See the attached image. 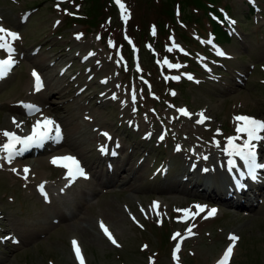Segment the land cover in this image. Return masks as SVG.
Masks as SVG:
<instances>
[{
	"label": "rangeland",
	"instance_id": "374dc122",
	"mask_svg": "<svg viewBox=\"0 0 264 264\" xmlns=\"http://www.w3.org/2000/svg\"><path fill=\"white\" fill-rule=\"evenodd\" d=\"M93 1L98 6L106 5L95 26L83 22L92 0H0V25L20 36L12 42L15 63L7 77H0V133L13 124V119L21 125L15 132L28 131L34 122L65 115L60 111L64 107L76 114L74 120L66 121L65 125L71 127L69 135L86 151L95 148L87 154L94 157L101 150L96 131L106 129L93 123L104 121L112 123L116 131L124 128L129 133L117 164L122 163L130 147L131 160L128 164V158L123 160L126 168L118 171L115 185L99 182L84 168L87 178L78 176L71 183V178L58 181L64 167L51 161L74 152L65 145L51 144L54 141L49 138L43 154H18L11 160L25 161L23 167L17 169L14 163L0 166V233L15 236L0 240V264H80L74 240L84 264H217L233 244L230 236L238 239L228 264H264L263 172L258 176L261 190L249 207L231 208L201 192L179 194L161 188L172 176L180 177L175 166L181 150L209 158L218 156L228 138L237 136V125L242 122L234 117L264 121V0H120L127 19L122 18L116 0L112 5L108 4L110 0ZM216 4L220 6L219 15L221 12L223 16L225 7L231 14L221 19L228 33L222 46L212 41L207 15L211 16L209 8L218 7ZM249 4H257L260 11L250 15ZM95 48L106 63L92 69V60L85 56L95 53ZM40 58L54 75L49 87L46 81L44 85L45 71L32 62ZM6 59L8 53L0 49V60ZM165 60L180 67H169ZM34 70L43 88L38 95H28L35 89ZM64 75L85 83L91 81L90 76L102 83L106 75L115 99L105 106L96 105L89 99L92 88L76 98H65L59 90ZM41 97L47 98V109L31 115L8 110L11 105L35 106L41 103ZM54 105L59 109H53ZM178 109H186L191 118ZM177 112L186 123L180 130L166 118ZM201 112L210 119L198 124ZM28 117L32 121L26 122ZM125 121L129 122L127 128ZM146 127L152 137L141 141ZM53 135L56 137L55 132ZM244 139L246 136L236 141L242 144ZM6 140L0 135V146ZM52 146L59 147L51 150ZM59 148L63 151L55 154ZM2 154L0 151V158ZM141 159L143 164L135 172L137 179L123 184L130 174L128 168ZM256 162L264 163V156L257 157ZM7 168L9 172L4 171ZM23 168L29 169L27 179ZM95 170L99 176L106 174L103 164ZM30 180L37 187H47V198L33 190ZM52 199L68 217L57 219V205L49 204ZM153 202H158V209H153ZM197 205L204 206V211L186 220L184 211H177L196 212ZM213 208L215 215L205 219ZM44 209L49 210L47 215ZM101 222L117 244L105 235ZM189 227L193 235L188 233ZM176 233L181 235L173 239ZM178 243L179 251L175 252Z\"/></svg>",
	"mask_w": 264,
	"mask_h": 264
},
{
	"label": "bare ground",
	"instance_id": "6f19581e",
	"mask_svg": "<svg viewBox=\"0 0 264 264\" xmlns=\"http://www.w3.org/2000/svg\"><path fill=\"white\" fill-rule=\"evenodd\" d=\"M94 55L86 54V58H90L92 60L90 68H97L100 65H103L106 63L104 57L102 54L95 48ZM21 54V53H19ZM59 57V56H58ZM73 58H76L73 56ZM35 63L36 66L41 70L45 71L44 78V85L45 81L47 86H51L50 82L53 80V73L49 72L47 70L48 64H46L41 58L36 59L32 61ZM92 68V69H93ZM46 75V76H45ZM6 75H4L2 78H4ZM105 78L103 82L95 81V79H92V76L89 77L91 81L85 83L82 80L74 81L76 80V77H70L69 76H61L64 80L62 83V88H58L59 90H62L63 95H65V98H68L70 96L77 97L82 92H84L87 89L92 88V94L89 95V99H93L92 101L96 105L105 106L107 102L113 101V87L110 84L111 79L104 75ZM7 77V76H6ZM75 78V79H74ZM56 83V82H55ZM55 83L52 84L55 85ZM99 83V84H98ZM98 84V86H97ZM46 86V87H47ZM80 89V90H78ZM64 90V91H63ZM34 95H38V91L32 90ZM24 97V96H23ZM85 97V96H84ZM24 98H27L25 96ZM37 98V97H36ZM24 100V99H23ZM41 103H36L33 109L24 108L20 105H11L8 106V110L10 112H18L20 115H31L33 111H36L35 109H47L45 104L47 103V98H40ZM53 109H59L56 105L53 106ZM60 111H64L65 115L58 116L54 115V117L50 118L51 120L55 121L56 124L60 126V131L63 132V135L59 139L51 138L52 141L51 144L53 145H65L67 149H70L74 152V155H69L76 157L78 160H80L81 166L85 168L90 175L94 179H97L101 183H107V184H114L118 181H116L118 178V171L123 170L126 168V165H124L123 160L127 159L128 156L131 154V147L129 148L128 155H125L122 163L120 165L117 164V156H120L119 151L123 150L124 145L123 141H125L128 138L129 133L124 128H121L119 130L112 129V123H106L104 121H96L93 124H99L100 126H103L106 129V132H101L98 128L100 126H96L98 129L96 131V138L97 141L101 144V147H104V151H98L97 156L91 157L90 154H87L86 152L92 151L95 148H88L86 151L85 148L81 146L80 141L76 140L75 138L71 137L69 135V130H71V127H67L66 121L67 120H74L76 117L75 112L72 111V109H65L64 107L61 108ZM169 119V123L172 124V126H175L180 130L182 126L186 127V123L182 120H180V115L177 112L176 114L169 116L166 115ZM21 117V116H20ZM6 120H9L8 118ZM10 121V120H9ZM32 121L31 117H28L26 122ZM94 121V119L92 120ZM179 122L180 124H176ZM36 122L33 123V125ZM124 124L126 125V128L128 127L127 124H129L128 121H125ZM141 128V126H140ZM55 130V128H52V132ZM75 130V129H74ZM6 131L15 132L18 131L17 127L11 123L7 125ZM32 132V129L29 131L20 130V133H16L17 135H20L21 137H25L30 135ZM143 137L141 138V141L149 140L151 135V130L149 127H146L143 129ZM104 133H107L108 136H105ZM120 135H123V137H120ZM50 137V136H49ZM108 137H111L109 139ZM118 138H120V142L118 141ZM46 145V142L43 145L39 144H33L30 147V150L28 153L25 152L26 155H40L43 154L47 148L44 146ZM59 146H52L51 150H56ZM46 148V149H45ZM49 149V148H48ZM63 150L58 149V151H55V154L61 153ZM256 151H258L259 156H264V148L261 147V141L256 142ZM17 152L18 149H17ZM24 152V151H23ZM20 152V153H23ZM92 155V154H91ZM180 159H176V166L175 170L177 169L179 174V178L176 177V175L172 176V180L168 181L161 185V188L166 189L168 191H174L175 193L179 194H187L189 191H197L203 193L205 196L210 197L211 200H221L220 203H225L229 205V207H249L253 205V199L257 197L259 194L258 191L261 190L262 184L258 182V179L255 177L253 173H250L249 168L246 166L245 162L238 156L235 155H229L226 150H224L221 154L218 156L215 154H212V158H209V156H202L194 151H190L187 149H183L180 151ZM5 153L0 158V166H3L4 164H17V169L23 167L22 164H24L25 161H11L6 162ZM131 157H136V152L133 151V155ZM207 157V159H205ZM121 158V157H120ZM187 158H190V161H187ZM41 158L38 157L37 160H40ZM131 158H128L125 162V164H128ZM225 161H228L227 164H223ZM230 161H234L233 164H230ZM143 159L135 165H131L128 168V177L126 180L123 181V184H127L130 182V180L135 181L137 178L135 176L136 170H138V166L140 164H143ZM100 164H103L104 167H106V174L104 176H99L98 172L95 170L96 166H99ZM264 164V163H259ZM116 166V168H115ZM134 166V167H133ZM118 169V170H117ZM258 170H261L264 172V168H257ZM173 171V173L175 172ZM4 171L9 172V169H4ZM24 172V168H23ZM100 174V173H99ZM166 175H163L162 178H164ZM37 179V177H35ZM241 178V179H240ZM58 181H62L63 177L61 175L57 178ZM238 181L239 185L237 189H231L229 185H232L234 182ZM249 181H251V187L246 188L245 185L249 184ZM30 182L33 183V190L39 191L38 187L35 185V182L30 180ZM115 185V184H114ZM136 187L137 185H129V187ZM44 189L47 190V187L44 185ZM82 190V188H80ZM247 190H249V193H246ZM83 191V190H82ZM91 193V192H90ZM236 194L238 197H233L232 195ZM208 199V198H207ZM50 205H57L56 200H49ZM49 210L44 209L43 213L44 215H47ZM55 211L57 212V219L59 220L60 217L62 219L68 217L67 214H65L62 211V206L57 205L55 207ZM1 212V211H0ZM113 215V214H112ZM79 219H76L75 221H78ZM4 236H7L4 235ZM224 255V253H223Z\"/></svg>",
	"mask_w": 264,
	"mask_h": 264
},
{
	"label": "snow or ice",
	"instance_id": "6c2138e0",
	"mask_svg": "<svg viewBox=\"0 0 264 264\" xmlns=\"http://www.w3.org/2000/svg\"><path fill=\"white\" fill-rule=\"evenodd\" d=\"M118 5L120 6L122 10V18L127 19V16L125 15L126 9L124 8V5L120 2V0H116ZM10 38V39H9ZM79 39V36H77ZM99 38V37H98ZM20 36L16 32H12L6 28H4L2 25H0V49L5 50L8 53V59L6 60H0V77H3L7 74L12 64L15 63V61L12 58V54L14 53L15 49L13 47V43L16 40H19ZM210 43V41H209ZM219 55H224L223 52H218ZM89 55H94L93 53H89ZM164 63L168 64V61L165 60ZM169 67H175L179 68L180 65H174V64H168ZM34 80H35V90L40 91L43 88V82L41 80V77L38 73L35 72V70L32 73ZM174 79H179V77H174ZM189 79H191V76H189ZM175 95V93H173ZM115 99V96L113 97ZM133 103H135L136 96L133 94ZM29 109H33L34 106L28 105ZM39 110V109H35ZM178 111L184 115L191 118V113H189L186 109H178ZM199 115V119L196 121V123L201 124L204 123L206 120L210 119L209 117H206L203 112H201ZM234 120L242 122L241 124L237 125V136L236 137H229L227 144L228 147L225 149L228 154L235 155L240 157L246 164V166L249 168L250 173H255V170L257 168H264V164H257L256 158V142L264 141V135H261V133H264V121L258 120L254 117H248V116H236L234 117ZM13 124L19 128L21 125L18 123L15 119H13ZM53 126L55 127V135L57 138L61 136L60 126L56 124L55 121L46 118L44 121H37L35 125H33L32 132L30 135L21 137L17 135L15 132L10 131H3L0 133V135H3L7 138V142L4 143L2 146H0V151H3L6 153V159L8 162H11V160L14 158V156L17 154V145H22L23 147L20 148L18 151L23 152L25 149L31 147L33 144L39 143L45 139H48ZM105 136H108L107 133H104ZM243 136H246V139L243 140L242 144H236L235 141L238 139H241ZM111 139V137H108ZM164 137L161 136L160 139L162 140ZM217 146H219V142L217 141ZM104 147H101V151H104ZM177 150H179V146H177ZM207 159V157H205ZM54 165L61 166L66 168L67 171V177H71L70 183L74 181L78 176L87 178L86 173L84 172L83 168L80 166V162L76 157L73 156H64V157H54L51 161ZM230 164H233L234 161H230ZM13 171H16L13 169ZM25 176L24 179H27V173L29 172L28 168L24 169ZM38 190L41 192L42 195L47 198V194L44 191V185L41 184L38 186ZM197 211L192 212L190 209L185 210H177V211H184L186 217H195L198 215L201 211H204V206H195ZM159 204L158 202H153V209H158ZM143 211V210H142ZM216 213V209L213 208L210 211H208L207 216L205 219H207L209 216H213ZM160 213L157 211V215ZM101 229L104 231L105 235L108 237V239L113 243L117 244L116 240L110 233V231L107 229V227L101 222ZM188 233L190 235H193L191 231V227L187 229ZM180 233H176L173 236V239H176V237L180 236ZM230 240L233 241V244L230 245L226 250L222 258L217 262V264H228V261L231 258V255L233 253V246L235 241L238 239V237L230 236ZM119 246V245H117ZM179 243L177 244V247L175 249V252L179 251ZM73 248L77 257V260L80 262V264H84V259L81 254L80 248L78 246V243L74 240L73 241ZM174 258L175 255H174Z\"/></svg>",
	"mask_w": 264,
	"mask_h": 264
},
{
	"label": "trees",
	"instance_id": "16d2710c",
	"mask_svg": "<svg viewBox=\"0 0 264 264\" xmlns=\"http://www.w3.org/2000/svg\"><path fill=\"white\" fill-rule=\"evenodd\" d=\"M99 3L101 4V2H99ZM112 3H113V0H110L108 2L109 5H112ZM103 6H104V8L106 7L105 2L102 3L100 6H98L97 3L92 0V2H90L88 7L86 8V14H85V18L83 21L84 24H88L89 26H95L102 17V14L104 12ZM216 9H217V7L209 8V10H213L218 14ZM87 10H88V12H87ZM252 10L253 9L249 8L250 13L252 12ZM204 12H206V11H204ZM189 15L191 16V13ZM218 16H219V14H218ZM107 17H109V16H107ZM193 20L196 21L197 18H195ZM209 23L212 27L211 33H212V35H214L216 37V40L221 41V42L224 40H228V35L226 34L225 29L222 27V25L220 23H218V21H215V19H210ZM119 45H121V47H122L124 44L120 42ZM119 49H121V48L119 47Z\"/></svg>",
	"mask_w": 264,
	"mask_h": 264
}]
</instances>
